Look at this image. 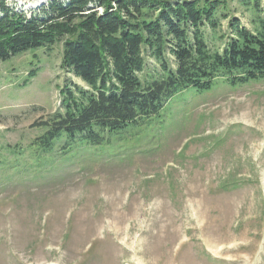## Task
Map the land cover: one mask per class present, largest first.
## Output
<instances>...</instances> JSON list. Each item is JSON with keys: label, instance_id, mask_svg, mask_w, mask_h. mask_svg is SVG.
Returning <instances> with one entry per match:
<instances>
[{"label": "rangeland", "instance_id": "obj_1", "mask_svg": "<svg viewBox=\"0 0 264 264\" xmlns=\"http://www.w3.org/2000/svg\"><path fill=\"white\" fill-rule=\"evenodd\" d=\"M34 1L5 0L26 13L48 0ZM218 1L201 27L212 52L231 24L264 20V0ZM62 54L58 41L0 62V264H264V80L189 87L69 155L34 144L66 88L89 90ZM143 57L140 80L159 78Z\"/></svg>", "mask_w": 264, "mask_h": 264}, {"label": "trees", "instance_id": "obj_2", "mask_svg": "<svg viewBox=\"0 0 264 264\" xmlns=\"http://www.w3.org/2000/svg\"><path fill=\"white\" fill-rule=\"evenodd\" d=\"M219 5L218 0H48L26 13L0 0V62L62 41L61 67L89 88H66L63 112L41 125L45 130L34 144L53 150L64 141L61 153L72 155L160 117L171 98L189 87L208 90L225 76L232 83L264 80L263 19L254 31L231 24L224 50L209 49L201 27L206 22L215 28ZM143 49L162 70L147 83L138 76Z\"/></svg>", "mask_w": 264, "mask_h": 264}, {"label": "bare ground", "instance_id": "obj_3", "mask_svg": "<svg viewBox=\"0 0 264 264\" xmlns=\"http://www.w3.org/2000/svg\"><path fill=\"white\" fill-rule=\"evenodd\" d=\"M42 2H43V0H35L33 3L34 4L33 6H40L41 4H43Z\"/></svg>", "mask_w": 264, "mask_h": 264}, {"label": "water", "instance_id": "obj_4", "mask_svg": "<svg viewBox=\"0 0 264 264\" xmlns=\"http://www.w3.org/2000/svg\"><path fill=\"white\" fill-rule=\"evenodd\" d=\"M30 7H32V6L30 5ZM30 7H26V8L24 7V8H25V9H28V8H30Z\"/></svg>", "mask_w": 264, "mask_h": 264}]
</instances>
